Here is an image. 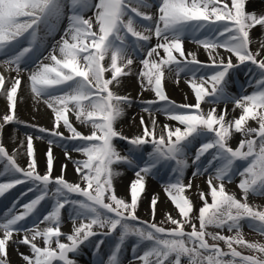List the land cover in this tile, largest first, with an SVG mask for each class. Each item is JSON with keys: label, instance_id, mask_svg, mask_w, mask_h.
Instances as JSON below:
<instances>
[{"label": "snow or ice", "instance_id": "obj_1", "mask_svg": "<svg viewBox=\"0 0 264 264\" xmlns=\"http://www.w3.org/2000/svg\"><path fill=\"white\" fill-rule=\"evenodd\" d=\"M64 21L63 35L45 56L47 37ZM257 27L264 34V9L250 10L249 0H0L7 73L0 74V137L9 125L37 133L11 154L0 140V196L17 185L27 189L0 215V264H11L13 249L21 264H79L86 249L91 264H124L129 241L128 264H264V242H250L242 232L247 225L264 236V207L249 202L250 195L264 197V41L250 47ZM185 41L197 49L186 51ZM201 48L206 61L198 59ZM165 71L189 77L194 103L169 99ZM241 73L246 82L237 95L228 88ZM131 76L154 99L121 94ZM24 89L50 109V129L19 119L18 90ZM137 103L148 118L141 115L139 132L125 135L121 119ZM34 139L48 144L43 172ZM54 146L73 165L71 181L67 164L54 175ZM21 148L26 166L16 159ZM190 154L194 171L186 178ZM119 169L135 177L123 197L114 187ZM161 174L168 176L163 190L176 215L164 211L157 220L154 195L150 218L142 219L146 180ZM205 175L207 189L193 184ZM232 183L239 198L226 188ZM186 189L202 201L197 211ZM65 213L70 231L62 230ZM209 225L221 231L207 232Z\"/></svg>", "mask_w": 264, "mask_h": 264}, {"label": "bare ground", "instance_id": "obj_2", "mask_svg": "<svg viewBox=\"0 0 264 264\" xmlns=\"http://www.w3.org/2000/svg\"><path fill=\"white\" fill-rule=\"evenodd\" d=\"M249 7L250 10H257L259 11L260 9H264V0H249ZM155 11V9H153ZM91 13H86L85 18L90 16ZM67 27V22L64 21L62 22L58 30L53 33L52 35L47 37L46 40V51H44V55H48L49 52H51V45L56 44L57 41L60 40V37L63 35V30ZM43 35V33L41 34ZM250 36L252 37V44H250V47L252 48H257L259 47V44L261 41H264V34L261 33L259 28L254 29L251 33ZM152 43L155 44L156 40L155 37H153ZM197 45L193 44L192 42L185 41V49L187 50H196ZM223 51V49H221ZM161 56H163V51L160 50ZM4 57H0V74H5L7 76V73L4 71L5 65L2 63ZM107 59V58H106ZM198 59L201 61H206L208 59L206 53L203 51V49H199L198 51ZM14 76L15 73H12ZM246 82V77L242 79L241 84H244ZM164 87L166 94L168 95L169 99L174 100L177 103H194V96L191 92L190 87L186 83V79H183L182 73H180L179 77L175 75V73L169 74L167 71H165V78H164ZM239 88V87H238ZM235 90V85L230 83L228 91L232 92ZM121 94H130L131 97L135 98L137 101L140 100H150L154 99V93L151 91H143L141 88V83L138 77L136 76H131L130 78H125L123 87L120 89ZM187 98V99H186ZM5 106V98L3 96H0V112L3 113ZM38 107V110H37ZM209 106L207 104H203L202 108L207 109ZM223 108V105L220 106ZM228 109L231 112L232 105H228ZM219 110V109H218ZM18 117L20 120L27 122L28 120H31L32 118L36 119L39 124L41 125H46L44 128H49V126H52V117H51V112L50 109H47L46 106L43 104H40L39 106L36 105V101L33 98L31 92L29 89H24L23 93L21 94L20 90H18ZM1 115V114H0ZM71 115V114H70ZM144 115L145 119L147 120L148 114L142 112V108L138 107L136 104H134L131 108L126 109L124 117L121 119L120 127L123 129V132L127 133L125 135H133L137 134L139 132V128L137 127L139 124V119L140 116ZM233 115L238 116L239 115V110H237ZM132 116V117H131ZM158 120L160 122H165L166 117L161 114L158 116ZM250 124L253 126L255 125V122L250 121ZM21 126V125H20ZM20 127L18 126H5L3 129L2 137L1 140H3L4 146L8 149V151H11L13 148H17L20 144L21 140H24L25 137L20 134L19 129ZM237 138H239V135L237 134ZM34 141L37 143V149H36V155L37 158L39 159L40 167L43 168V160H44V153L46 152L48 148L47 142L41 139H34ZM53 152L55 157L57 158V164L55 167L54 175L59 174V167L61 164H67V170H66V175L67 178L68 176H74V170H73V165L70 161H68L64 157L63 149L60 147H53ZM73 155H75L73 153ZM189 167L186 169V171H189V168H192L191 163L189 162ZM22 164L26 166V161H23ZM41 171V170H40ZM119 171L122 172V175L117 177L115 179V185L117 190H122L125 185L128 184V182H131L135 177L134 175H128L127 171H124L123 169H119ZM186 175V174H185ZM69 179V178H68ZM152 181L156 182L158 184L159 179L157 177H152ZM72 179H69L71 181ZM207 179H202V180H197V181H192L194 185H198L202 189H207ZM156 185L150 184L148 181V178L146 180V190H156ZM158 189V188H157ZM20 190L26 191L27 189L25 188L24 185H17L16 188L11 189L9 192L4 194L2 196L1 200H6L7 202L3 206V202L0 204V206L6 208H10L13 200L16 198L14 196H18ZM193 190V189H191ZM29 197H31L33 194L29 193ZM27 202V200L23 201ZM258 203V202H257ZM8 205V207H7ZM0 207V208H1ZM18 210H22V208H18ZM165 210H170L169 207H167L162 201H158V211L160 213L164 212ZM0 215H3V212L0 211ZM65 220L67 222L66 216L67 214H64ZM43 227V225H41ZM71 227V226H70ZM70 227H64L62 228L63 231H70ZM27 249L25 247H21L19 249L20 252H25ZM10 260L11 264H21L20 257L16 250H10Z\"/></svg>", "mask_w": 264, "mask_h": 264}, {"label": "rangeland", "instance_id": "obj_3", "mask_svg": "<svg viewBox=\"0 0 264 264\" xmlns=\"http://www.w3.org/2000/svg\"><path fill=\"white\" fill-rule=\"evenodd\" d=\"M194 44V43H193ZM196 45V44H195ZM182 77L183 79H188L189 77H186L184 75V73H182ZM245 76L241 73L239 75V79L238 80H234L230 83L234 84L235 87L239 90L240 92V85H241V82H242V79L244 78ZM188 85V84H187ZM239 87V88H238ZM251 88H248L247 91L250 93L251 92ZM234 94H239L238 91L235 92ZM204 103H202L203 105ZM134 105V104H133ZM138 107H141L139 106V104L137 103L136 104ZM201 105V106H202ZM0 114L2 115L3 113L0 112ZM132 117V116H131ZM27 124H35V125H38L39 127H45L46 125H41L38 123V121L34 118H32L31 120H28L26 122ZM76 123V126H79L78 125V122H75ZM52 124V122H51ZM257 126V125H256ZM20 128L18 129L20 134L23 135V137H26V135L28 134H32V135H36V130L33 129V128H27L25 129L23 125L19 126ZM50 128L52 126H49ZM258 127V126H257ZM82 131H86V129H81ZM124 134H127L124 132ZM240 138V137H239ZM237 138V140L239 139ZM1 140V138H0ZM45 142H47L46 140H44ZM3 142V140H2ZM198 147V145H197ZM16 148V147H15ZM34 148H35V151L37 149V143L34 141ZM14 149V148H13ZM13 149H11V151H9V153L11 154ZM195 151V149H193V152ZM17 159V162L21 165V166H24V164H22L23 161H26V155L24 154V150L23 148L20 149V155H18L16 157ZM189 162H192L191 161V154H190V158H189ZM0 169H2V165H0ZM39 170H41V172H43L44 168L42 167H39ZM189 171H185V176L186 178L188 177H191L192 175V172L194 171L193 168H189L188 169ZM128 175H132V171L131 170H128L127 171ZM69 179H72V176H68ZM152 177H148V181L150 182V184H153L156 185V190H146L144 194H142V199H141V202L139 204V207H138V213H139V216L142 218V219H149L150 218V201H151V198L154 196V195H157L159 197V200L158 201H162L167 207H169L170 210H168V212H170L172 215H176V212L174 211V205L171 203V200L168 198L167 194L164 192L163 190V186L168 182V176L166 175H163L161 174L160 176H157V178L159 179L158 181V184H156V182L152 181L151 179ZM207 175L205 176H201L199 178H193L192 181H197V180H202V179H207ZM130 184V182H128L127 185H125L123 187L122 190H117L116 188V185H115V180H114V187L116 189V192L119 196H126L127 195V186ZM147 188V187H146ZM158 188V189H157ZM227 190L229 192H233L237 195V197L239 198L241 196V192L240 190L238 189V187L236 186L235 183H232V184H228L226 186ZM194 189L191 190V189H186L185 191V195L186 196H189L193 202H194V211H197L199 207L202 206V201L199 200L198 196L196 195H192ZM7 193V192H6ZM5 193V194H6ZM249 202L250 204H253V205H256V206H260V207H264V197H257V196H249ZM258 202V203H257ZM209 203H211L210 199H209ZM3 206H4V202H3ZM1 207L0 208V211L1 212H6L7 209L9 208L8 205L6 208L5 207ZM50 207V206H49ZM167 211V210H165ZM156 219L157 220H160L162 219V216H161V213L160 211L157 210V216H156ZM71 226V222L70 221H67L65 220V224L63 225V228L64 227H70ZM197 226H198V221H197ZM190 230V229H189ZM206 231L207 232H212V233H216V232H220L221 230L220 229H217L215 228L214 226H211L209 225L207 228H206ZM242 232H243V235L245 237V239L249 240L250 242H264V236H261L259 233L253 231L252 229L248 228L247 225H245L242 229ZM221 234H224V235H234V233H227V231H223L221 232ZM211 242V241H210ZM129 251L128 253L126 254V256L124 257V264H128V261L131 259V243L132 241H129ZM221 247H225L222 242H221ZM238 250H241L244 254H250L246 249H238ZM83 260H86L87 263L91 264V253L89 250H85L84 254L78 258L79 260V264H80V261Z\"/></svg>", "mask_w": 264, "mask_h": 264}]
</instances>
